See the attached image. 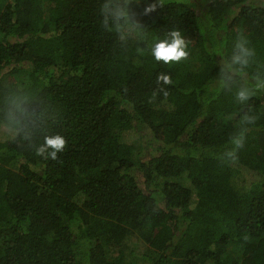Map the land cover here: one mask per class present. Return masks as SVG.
<instances>
[{
	"label": "trees",
	"instance_id": "obj_1",
	"mask_svg": "<svg viewBox=\"0 0 264 264\" xmlns=\"http://www.w3.org/2000/svg\"><path fill=\"white\" fill-rule=\"evenodd\" d=\"M104 3L0 0V264H264V89L235 95L264 75V0H127L146 32L127 45ZM173 29L189 54L154 60ZM240 36L255 56L225 88ZM14 95L24 131L8 128ZM53 132L64 150L37 155Z\"/></svg>",
	"mask_w": 264,
	"mask_h": 264
},
{
	"label": "clouds",
	"instance_id": "obj_2",
	"mask_svg": "<svg viewBox=\"0 0 264 264\" xmlns=\"http://www.w3.org/2000/svg\"><path fill=\"white\" fill-rule=\"evenodd\" d=\"M157 4L149 3L144 8V13L148 14L155 11ZM102 17V26L109 30L115 31L122 45L129 42L139 43L145 39L146 32L142 25L137 21L129 8L127 0H106L100 9ZM187 41L179 30L173 29L165 33L162 38H153L150 42L149 52L156 61H163L165 64L169 62H178L188 55ZM255 51L249 46L248 40L244 36H240L234 43L233 53L230 62L226 65L222 72V86L231 88L234 77L243 74L245 69L252 62ZM254 87L241 86L236 91V99L245 102L253 94L254 89H264V75L257 74L254 77ZM158 81L163 84L171 83L167 74H160ZM26 97L14 95L10 99V119L8 121L9 130H25V120L27 112L25 111ZM257 119L255 114H246L244 117L245 124H252ZM245 128H241L230 137L231 148L226 150L222 158L234 160L237 151L244 145ZM66 140L63 135L53 132L43 136L42 142L35 147V153L40 156L55 159L59 152L64 150Z\"/></svg>",
	"mask_w": 264,
	"mask_h": 264
},
{
	"label": "rangeland",
	"instance_id": "obj_3",
	"mask_svg": "<svg viewBox=\"0 0 264 264\" xmlns=\"http://www.w3.org/2000/svg\"><path fill=\"white\" fill-rule=\"evenodd\" d=\"M178 1H183L185 3L190 4L189 2H193L194 0H178ZM234 42H235V39L233 38L231 43H230V45L234 44ZM188 54H189V52H188ZM192 58H193V62L191 64V69L200 68L202 66V61L200 60V58H198V56L195 55V54L194 55L192 54ZM5 79H6V76L4 77V81H5ZM134 144L135 145H134V148H133V152L136 153V152H138L140 150L141 145H140L139 141H136ZM131 258H132L131 256H128L127 260L130 261Z\"/></svg>",
	"mask_w": 264,
	"mask_h": 264
}]
</instances>
